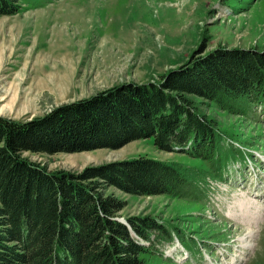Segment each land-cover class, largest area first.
<instances>
[{"label": "rangeland", "instance_id": "obj_1", "mask_svg": "<svg viewBox=\"0 0 264 264\" xmlns=\"http://www.w3.org/2000/svg\"><path fill=\"white\" fill-rule=\"evenodd\" d=\"M0 16V116L41 117L122 84L157 82L218 48L264 50V0H23ZM223 135L211 161L165 152L154 137L119 148L23 153L47 171L144 157L178 165L181 196L102 191L125 202L118 217H150L172 230L143 264H264V108L228 113L189 96ZM234 154V155H233ZM229 156L223 168L221 159ZM233 157V158H231Z\"/></svg>", "mask_w": 264, "mask_h": 264}, {"label": "trees", "instance_id": "obj_2", "mask_svg": "<svg viewBox=\"0 0 264 264\" xmlns=\"http://www.w3.org/2000/svg\"><path fill=\"white\" fill-rule=\"evenodd\" d=\"M22 1L0 0V16L18 13ZM189 96L242 116L264 108V50L218 48L157 82L115 86L28 121L0 116V264H143L141 256L158 255L172 230L150 217L123 224L125 202L102 191L181 196L188 179L180 166L139 157L74 174L49 172L22 154L116 149L154 137L158 150L211 161L223 135Z\"/></svg>", "mask_w": 264, "mask_h": 264}, {"label": "water", "instance_id": "obj_3", "mask_svg": "<svg viewBox=\"0 0 264 264\" xmlns=\"http://www.w3.org/2000/svg\"><path fill=\"white\" fill-rule=\"evenodd\" d=\"M120 222H122L123 224H126L127 225V222H126V220L125 219H123V218H120V219H118Z\"/></svg>", "mask_w": 264, "mask_h": 264}]
</instances>
